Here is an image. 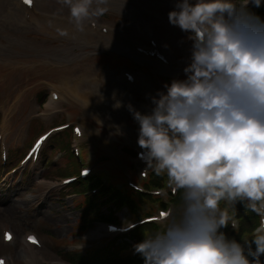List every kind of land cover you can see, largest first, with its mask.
Wrapping results in <instances>:
<instances>
[{
  "label": "clouds",
  "instance_id": "9594fccd",
  "mask_svg": "<svg viewBox=\"0 0 264 264\" xmlns=\"http://www.w3.org/2000/svg\"><path fill=\"white\" fill-rule=\"evenodd\" d=\"M57 2L77 32L109 10L108 0ZM262 4L175 0L168 21L191 41L184 78L150 95L144 112L113 93L112 107H126L138 124L146 167L180 193L160 227L132 245L142 264H264V220L251 239L223 230L236 203L264 207V18L252 10ZM57 31L70 35L67 28Z\"/></svg>",
  "mask_w": 264,
  "mask_h": 264
},
{
  "label": "rangeland",
  "instance_id": "374dc122",
  "mask_svg": "<svg viewBox=\"0 0 264 264\" xmlns=\"http://www.w3.org/2000/svg\"><path fill=\"white\" fill-rule=\"evenodd\" d=\"M49 1L56 6L67 9L65 6L59 4L57 0ZM129 1L136 5V7L140 6V18L149 27L142 28V31L146 32V30H149L152 37L160 43L161 48L174 58L177 64L171 67L170 72H161L153 67L149 61L138 62L134 58L114 49L100 50L85 47L81 51L73 47L71 52L74 55H79L76 60L51 65L39 56L27 52L22 48L11 50V54H15L14 58L0 59V134L4 135L5 145L10 153H18L16 156L18 160L25 153L32 140L36 139L40 134L64 124L76 125L81 128L83 133L82 139L74 138L69 128L64 133L54 135L50 139V143L53 144L52 140L57 137V142L60 145H68L69 152H65V155L68 153L72 154L73 148L78 147L80 151L79 159L84 163V165L80 166V169L82 167H90L94 175L97 174L96 167L94 168L96 163H90V161L93 158L98 160L104 156L106 158L102 164L104 174L102 176L103 180H100L103 184H105L104 181L109 184L115 183L120 188V185L125 181L122 172L123 168L125 174H131L136 183L141 182L136 177V170H134V174L131 172L130 164L134 165L132 157L123 156L122 158L118 157L119 160L111 159L106 155H102L99 150L106 151L108 155H113L114 153L118 155V151L122 146H129L133 140L137 139L138 124L133 118L129 117L130 112L125 108L114 109L110 104L105 102L99 103L101 99L99 102H95L94 99L88 105H83L70 93V88L77 86L79 87V91L88 90L86 82L92 80L94 73L99 74L101 71H106L108 73L107 81L102 83L101 88L105 91L104 94H107L112 88L113 83L121 77L123 71L126 72L128 70H142V72L150 74L149 79L148 77L145 79L146 90H158L163 84L170 81V79H162V77L172 78L176 76L179 72L183 71L181 66L185 67L190 61L191 53L189 47H191V41L187 38L188 34L182 32L178 27L172 26L167 17V13L173 8L175 0ZM107 7L109 10L100 16L101 18H97L99 21L112 25L111 27L117 30V33H121L124 39L130 40L135 44L140 42L146 46L148 45L149 39L146 33L136 29L139 22L135 19L136 15L132 10L126 11L127 6L122 5L121 2H118L116 7L115 5H110V0ZM128 8L131 9L132 5L128 4ZM119 10L126 12L125 14H120ZM262 15L264 13L260 16L262 17ZM33 33L32 36L38 40V45L48 53L50 50L62 45H73L71 42L64 40L65 37L60 36L57 30L54 31L55 37L48 33ZM81 41L87 45L91 44L96 47V40L92 36H84ZM103 51H106L104 53L107 54L106 56L101 55ZM86 53L89 55L87 56L88 62H82L81 59L85 57L84 54ZM116 56L130 61L134 66L130 67L128 64L116 63ZM5 65H12L15 67V70L7 71L4 69ZM37 65L44 66L49 72L47 79H31L32 74L28 70V67ZM87 65L92 67L95 72L88 73L84 82L81 85H77L76 81L82 75V72L88 69ZM179 75L181 74L177 76ZM67 89L69 94L67 93ZM53 90L59 93V99L50 105L51 100L49 95ZM144 91L139 90L137 87L134 90H128L129 102L134 106ZM117 125L119 126V131L124 133L123 135L119 134V131L115 127ZM28 128H35L32 131V140L31 136L27 135ZM104 142H107V146L103 145ZM89 144L94 147L93 151L88 150ZM136 146H138L137 140ZM46 149H48L47 146L42 153L41 161H43V154L45 153L47 158L44 171L50 175V178H44L40 164L35 166L30 165L25 170L19 171L15 176L16 184L19 183V177H21V172H23V176H27V185L19 188L18 184L12 188L3 187L0 189V220L5 221L7 225L13 226L16 234L19 236L31 230H34L39 235L45 234L43 240L47 246L55 249L52 252L55 256L66 252L71 254L77 252L82 256L86 249H91L92 247L99 248L107 244L110 237H114L113 241H121L122 238L119 236H108L105 233L104 227L100 224H95L84 232L76 229L81 226L79 214L83 207L81 204L84 203L85 193L89 191L87 186L89 179L83 180L79 184L68 186L70 188L58 186L61 179L74 174L73 170L78 165V159L64 156L63 151H56L55 156V148L47 151ZM6 169L9 168L7 167ZM3 170L4 168L0 164V175L3 173ZM38 173L41 175L42 182L39 181ZM4 189L8 190L2 193ZM96 190L99 193V190ZM46 191L47 195L42 201L41 209H34L35 203L31 205L22 203V199L28 194H34L36 200L40 201L46 194ZM71 193H75L77 196ZM101 195L102 192L96 196L87 197L85 200L97 202ZM107 209L111 212L112 210H118V207L107 206ZM38 210H40L39 214H37ZM102 212L104 215H107V210L104 209ZM27 214H36L38 216L34 219H25L22 222V216ZM115 217L118 220V225L125 226L129 224L130 215H128L125 209L115 212ZM243 223L246 224V221L243 220ZM248 224L249 226H253L256 224V221L251 219L248 221ZM97 230L98 235L92 239L87 238L89 233L95 234ZM228 235L235 237V231L229 232ZM250 235L251 233L246 232L242 240L250 239ZM53 242L56 244H53ZM10 248L12 250L9 253L0 245V255H10V261L14 262V264H25L24 258L21 256L22 249L19 241L10 246ZM89 253L88 256H90ZM57 258L63 262L59 257ZM51 261L44 259L42 264H55L56 260ZM71 262L73 263L74 261ZM63 263L68 264L65 261Z\"/></svg>",
  "mask_w": 264,
  "mask_h": 264
},
{
  "label": "bare ground",
  "instance_id": "6f19581e",
  "mask_svg": "<svg viewBox=\"0 0 264 264\" xmlns=\"http://www.w3.org/2000/svg\"><path fill=\"white\" fill-rule=\"evenodd\" d=\"M118 2H121L122 5L127 6L126 11L132 10L134 12V14L136 15L135 19L139 22L138 26L136 27L137 30L143 32L142 28H149L140 18V6L136 7V5H134L129 0H110V5H115L116 7ZM128 4L132 5L131 9L128 8ZM54 5L55 4L49 2L48 0H34L32 7L28 9L23 7L18 0H0V59L14 58L15 54H11L10 51L13 49L22 48L27 52L39 56L46 63L56 65L63 64L67 61L72 62L79 57V55H74L71 52V49L73 47L81 51L83 50V48L89 47L100 50L114 49L122 52L123 54L131 56L138 62L143 63L144 61H149L151 65H155L156 68L161 69L164 72L166 70L170 72L171 67L177 64L175 59L168 55L161 48L159 42L152 37L149 30H146V32L143 33H146V36L149 40L154 39L158 50L164 54L165 59L167 60V67L158 63L156 59L148 58L147 56L136 52L137 47H141L142 51H147L145 50L146 45L144 43L137 42L135 44L130 40L124 39L121 33H117L118 31L114 30L113 27H111L112 25L99 21L97 17L87 24L83 32L75 31L68 23L67 9H64L60 6L56 7ZM126 11L119 10L118 12L120 14H125ZM58 28H67L69 30L70 35L68 37H65L64 40L71 42L73 45H62L61 47L50 50V52L48 53L38 45V40L32 36V33L35 32V34L48 33L51 36L55 37L54 31ZM84 36L94 37L96 40V47L91 44L87 45L86 43H83L81 39ZM84 55L85 57L81 59L82 62H88L87 56L89 55L87 53ZM87 66L88 69L86 71H83L82 75L78 77L76 81L77 85H81L84 82L88 73L95 72L92 67H90L89 65ZM4 69L10 71L15 70V67H13L12 65H5ZM28 70L32 74V80L41 78L47 79L49 77V72L44 66H31L28 67ZM149 75L150 74H146L140 71H134V82L132 85L128 84L124 80V77H120L113 83V86L109 90V92L107 94H104L105 91L102 90L101 85L102 83L107 81L108 73L106 71H101L99 74L94 73L92 80L86 82V84L88 85V90L79 91V87L77 86L74 88H70V93L83 105H88L89 102L93 101L94 99L95 102L100 101V97L96 95L97 89L99 88V93L103 95V99L101 101L112 103L113 99H111L110 95L115 93V95L122 96L118 100H120L123 105L129 103V95L127 91L134 90L137 87L139 90L145 91L139 97L134 107L140 111L142 109H146L147 111L151 106L148 97L150 95H153L151 94V91L146 90L145 79L146 77H148L149 79ZM67 93L69 94L68 89ZM51 104L52 101L50 102V105ZM120 108L127 109L124 106H121ZM96 235H98V231L97 234H90L87 236V238L92 239ZM13 241L14 239L12 240V242ZM23 247L24 248L22 252L25 258L27 260L31 259V263L35 264L34 255L39 252L31 250V247L24 242ZM39 264H42V258L41 261H39ZM55 264L65 263L56 260Z\"/></svg>",
  "mask_w": 264,
  "mask_h": 264
},
{
  "label": "trees",
  "instance_id": "16d2710c",
  "mask_svg": "<svg viewBox=\"0 0 264 264\" xmlns=\"http://www.w3.org/2000/svg\"><path fill=\"white\" fill-rule=\"evenodd\" d=\"M165 177L166 175H156L155 173L150 175L148 179V185L149 187H159L163 186L165 182ZM179 193V192H178ZM124 197H122L123 203L131 206V204L136 201L137 199L140 200H149L148 197L142 196L140 194L135 193L132 191L130 188L127 186L125 187V192L123 193ZM180 193L177 195V203L179 201ZM224 202H221V207H224ZM244 211L243 205L238 202L235 205V210L234 213L236 215H240ZM229 213H232V209H229ZM254 216H248V215H243L240 217H237L240 221V225L238 229L235 231V237L238 240H242L243 237H245V233L249 232L248 229H250L252 226H249L248 221L251 220ZM244 219L246 221V224L243 223ZM228 231V230H227ZM232 237V236H231ZM90 256L87 254L86 260H80L81 262H84L85 264H128L132 261L131 257H124L121 253V250H110L109 248L100 251V252H90ZM83 259V257H82ZM78 260V259H77Z\"/></svg>",
  "mask_w": 264,
  "mask_h": 264
},
{
  "label": "snow or ice",
  "instance_id": "6c2138e0",
  "mask_svg": "<svg viewBox=\"0 0 264 264\" xmlns=\"http://www.w3.org/2000/svg\"><path fill=\"white\" fill-rule=\"evenodd\" d=\"M23 2H24L25 4H27V5H30V4L32 3V0H23ZM29 239H30V240H33V242H35L34 239H33L32 237H29Z\"/></svg>",
  "mask_w": 264,
  "mask_h": 264
}]
</instances>
